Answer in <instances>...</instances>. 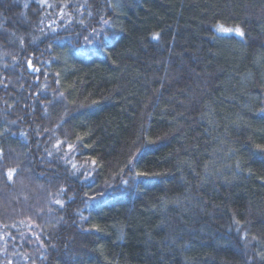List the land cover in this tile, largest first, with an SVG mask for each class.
Here are the masks:
<instances>
[{
    "label": "trees",
    "instance_id": "1",
    "mask_svg": "<svg viewBox=\"0 0 264 264\" xmlns=\"http://www.w3.org/2000/svg\"><path fill=\"white\" fill-rule=\"evenodd\" d=\"M258 253L264 0H0V264Z\"/></svg>",
    "mask_w": 264,
    "mask_h": 264
},
{
    "label": "snow or ice",
    "instance_id": "2",
    "mask_svg": "<svg viewBox=\"0 0 264 264\" xmlns=\"http://www.w3.org/2000/svg\"><path fill=\"white\" fill-rule=\"evenodd\" d=\"M103 22H104L105 24L108 23L107 20H104ZM101 31H103V30H101ZM217 31L225 32V33L235 32V34L238 35V36H240V37H243V35H244L243 31H242L239 27H236V28H234V29H229V28H225V27H223V26H218V27H217ZM88 39H89V37H85V40H88ZM106 39H107V37H104V40H106ZM153 39H159V34L154 35V36H153ZM101 43H103V41H102ZM59 147H60V145L58 144V145H57V148L59 149ZM66 147H67V149H68L69 152L73 150V145H72V144H68ZM134 160H135V157L133 158V161H134ZM133 161H130L129 163H130V165H131L132 167H135V164L133 163ZM92 164L95 165V161H92ZM75 167H76V165H73V168H75ZM129 170L131 171V167H130ZM13 172H14V170H10V171L8 172L7 175H8V179H9V180L12 179V177H13ZM84 175H85V178L87 179L89 174H88V172H85ZM136 175H137V176H144V175H146V174H145V173H142V172H137ZM123 183L126 184L127 181H123ZM90 199H95V197H90ZM56 203H60V201H56ZM237 223H239V221H237ZM252 239L255 240L256 237L253 236ZM258 255H259L262 259H264V253H258Z\"/></svg>",
    "mask_w": 264,
    "mask_h": 264
},
{
    "label": "rangeland",
    "instance_id": "3",
    "mask_svg": "<svg viewBox=\"0 0 264 264\" xmlns=\"http://www.w3.org/2000/svg\"><path fill=\"white\" fill-rule=\"evenodd\" d=\"M219 32H220V31H219ZM221 33H223V34H230V33H234V32H229V33L221 32Z\"/></svg>",
    "mask_w": 264,
    "mask_h": 264
}]
</instances>
